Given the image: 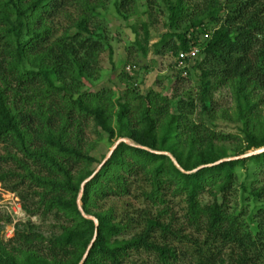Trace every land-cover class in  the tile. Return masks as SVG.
Wrapping results in <instances>:
<instances>
[{"label": "trees", "instance_id": "trees-1", "mask_svg": "<svg viewBox=\"0 0 264 264\" xmlns=\"http://www.w3.org/2000/svg\"><path fill=\"white\" fill-rule=\"evenodd\" d=\"M105 1L0 0V143L5 146L0 182L16 192L26 215L50 217L59 228L45 235L29 220L18 222L13 236L3 240L0 235V264L80 263L95 225L79 211L77 197L81 183L106 155L96 156L87 141L90 121L109 147L126 137L171 153L184 171L166 154L121 142L84 186L81 204L98 219V234L83 264H177L180 259L191 264H262L264 184L248 189L240 183L260 203L248 216L253 226L228 203L237 168H248L251 162L264 171V151L198 168L232 157L215 141L233 136L191 116L195 99L201 112L210 114L215 109L212 91L227 87L244 134L232 155L264 146V115L258 108L264 94V0H162L159 8L147 0L145 18L131 26L141 58L149 51L150 15L156 9L166 13L168 30L152 45L155 53L167 50L177 56L189 48L190 28L209 31L188 71L200 79L198 97H175L174 103L152 91L143 95L125 89L117 95L109 87H93L105 36L90 26ZM132 1H114L124 18ZM68 5L77 10V18L66 13L70 22L58 34L52 18ZM132 176L143 183L140 195L150 208L117 220L113 207L103 209L101 202L129 195ZM203 193L210 200L202 202ZM175 197L185 204L181 223L169 210ZM131 224L139 230L125 238ZM2 227L0 218V232ZM188 228L192 232L186 233ZM174 242L190 247L180 252ZM142 252L155 261L132 259L131 254Z\"/></svg>", "mask_w": 264, "mask_h": 264}, {"label": "rangeland", "instance_id": "rangeland-1", "mask_svg": "<svg viewBox=\"0 0 264 264\" xmlns=\"http://www.w3.org/2000/svg\"><path fill=\"white\" fill-rule=\"evenodd\" d=\"M115 0H106L105 5L100 8L99 15L95 16L91 21V28L105 36V42H103L102 49L99 57L100 62L98 64L99 76L93 82V87L99 89L103 86L109 87L117 95L122 90L129 89L134 90L135 94H146L147 92H157L162 96H166L174 103L175 97H183L188 99L187 96L191 95L194 98L198 97L200 79L197 74L188 76L190 71V60L187 61L184 69H179L176 63L177 56L173 55L170 51H163V53H155L152 46L155 42H158L164 32L168 30L165 25L167 22L166 13H158L157 9L152 11L150 19L152 25L149 27L150 37L147 56L140 57L139 52L133 46L136 35L132 31L131 26L139 25V23L145 18L144 11L148 10L147 0H133L126 11V18L117 12V5ZM194 0H191L193 2ZM155 7H161L162 0H153ZM69 7L65 11H61L54 15L52 23L54 24L57 33L70 22V17L66 13H70L71 17L77 18V10L74 7ZM164 10V9H163ZM150 11V10H149ZM182 30V29H181ZM198 28L188 31L187 38L190 42L194 41L197 47L208 37L203 36V32L197 31ZM196 39L193 40L192 38ZM201 48V47H200ZM109 49H111V60L109 57ZM201 50V49H200ZM200 52H198L197 56ZM179 54V53H178ZM112 61V62H111ZM192 72V71H191ZM190 72V73H191ZM195 75V76H194ZM87 87H90L89 83H85ZM212 106L215 108L210 114L201 112L200 102L195 99L194 114L191 119L198 121L200 118L206 124L207 127L213 130L230 133L233 136L232 140L217 142V147L224 146V153L229 156H234V148L241 142H243V125L241 121L236 118L235 100L227 87H220L212 91ZM259 103V111L261 118L264 115V94ZM87 141L93 143V152L96 156L100 154H107L111 149L110 145L104 138H99L97 134V128L90 121L89 125L85 129ZM5 153V146L0 143V154ZM248 168H237V180L234 184V191L230 196L229 207L235 209L241 218L245 219L249 225L255 223L248 216L256 210V206L260 204L255 201L248 191H243L240 183L245 182L248 189L251 185H263L264 184V171L259 170L256 166L249 162ZM13 165H11L12 167ZM130 194L121 196L120 198L115 196L106 197L102 202L101 208L105 209L113 207L116 218H123L125 214H131L136 212L137 209L150 208L146 200L140 195V190L143 183L135 177H131ZM136 180V181H135ZM138 180V181H137ZM7 183L0 182V218L2 229L0 232L3 240H7L13 236V230L18 222H28V220L38 227V230L43 231V234L50 235L52 232L59 230L58 224L50 217L42 218L38 215L28 216L22 210L21 202L16 192H11L7 189ZM202 202H207L210 197L207 193H203L200 196ZM170 211L178 218L179 223L182 221L183 214L185 212L184 202L175 197L169 200ZM20 207V209H17ZM155 209V207H152ZM10 217L11 221L7 222L6 218ZM168 220L167 217L164 218ZM139 230V226L129 225L124 233V237L127 238ZM192 232V229H187L186 233ZM193 234L198 235L196 232ZM122 237V236H121ZM203 235L199 236L202 238ZM188 244H179L174 242V246L178 251H182L183 248H187ZM189 246V245H188ZM190 247V246H189ZM190 249V248H188ZM182 257V253H180ZM228 253V252H226ZM263 258L261 263L264 264V249L262 250ZM132 259L137 262L144 261L145 263H153L155 258L152 254L142 252L140 254L133 253ZM177 264H191L189 259H180Z\"/></svg>", "mask_w": 264, "mask_h": 264}, {"label": "water", "instance_id": "water-1", "mask_svg": "<svg viewBox=\"0 0 264 264\" xmlns=\"http://www.w3.org/2000/svg\"><path fill=\"white\" fill-rule=\"evenodd\" d=\"M121 142H125L127 144H130V145H134V146H137V147H141V148H144L146 150H149L151 152H154V153H162V154H166L167 156H169L171 158V160L174 162V164L182 171H184L180 166L179 164L177 163V161L175 160V158L171 155V153L167 152V151H157V150H153V149H150L149 147H146V146H142V145H137L135 143H133L130 139L126 138V137H121L119 139L116 140V142L113 144V146L111 147V149L108 151V153L105 155V157L103 158L102 162L97 166V168L94 170V172L88 177L86 178L80 185V191H79V194H78V197H77V206H78V209L79 211L81 212V214L85 217V218H88V219H91L93 222H94V225H95V230H94V235H93V238L86 250V252L84 253L81 261L79 264H83L85 258L87 257V254L90 250V248L92 247L96 237H97V234H98V219L93 216V215H88L84 212L83 210V207H82V204H81V197H82V194H83V190H84V186L86 184V182H88L89 180H91L94 175L98 172V170L101 168V166L106 162V160L111 156L112 152L115 150V148L121 143ZM264 151V146L263 147H260V148H257V149H254L252 151H249V152H246V153H243V154H240V155H237V156H232V157H226V158H221L219 159L218 161L214 162V163H211V164H207V165H202V166H199L198 168L200 167H203V166H208V165H213V164H217V163H220V162H223V161H227V160H234V159H240V158H245V157H248V156H251L253 154H257V153H260V152H263ZM196 170V169H194ZM192 170V171H194ZM186 172H189V171H186Z\"/></svg>", "mask_w": 264, "mask_h": 264}, {"label": "built area", "instance_id": "built-area-1", "mask_svg": "<svg viewBox=\"0 0 264 264\" xmlns=\"http://www.w3.org/2000/svg\"><path fill=\"white\" fill-rule=\"evenodd\" d=\"M204 37H209V31L204 32ZM200 47H197V44L194 41L189 42V48L186 51H180L177 57V65L179 69H184L186 66L187 61L191 60L192 58L196 57L198 52H200ZM17 209H20L18 207Z\"/></svg>", "mask_w": 264, "mask_h": 264}]
</instances>
